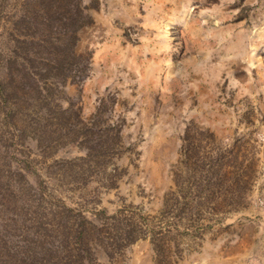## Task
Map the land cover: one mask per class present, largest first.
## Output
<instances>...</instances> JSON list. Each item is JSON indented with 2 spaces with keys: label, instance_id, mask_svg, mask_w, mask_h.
I'll use <instances>...</instances> for the list:
<instances>
[{
  "label": "rangeland",
  "instance_id": "1",
  "mask_svg": "<svg viewBox=\"0 0 264 264\" xmlns=\"http://www.w3.org/2000/svg\"><path fill=\"white\" fill-rule=\"evenodd\" d=\"M0 264H264V0H0Z\"/></svg>",
  "mask_w": 264,
  "mask_h": 264
},
{
  "label": "trees",
  "instance_id": "2",
  "mask_svg": "<svg viewBox=\"0 0 264 264\" xmlns=\"http://www.w3.org/2000/svg\"><path fill=\"white\" fill-rule=\"evenodd\" d=\"M60 5H62V4H60ZM63 7H65V9H63V10H61L59 12L64 15L65 21L60 26H61V28H63L67 32H70L71 31V32L75 33L83 23H80L79 25H76V23L74 21L71 22V19H68V18H69V15L70 16L72 15V10H77V12L80 13V14L82 13V11H80L79 8L73 9L70 6H67L66 4ZM50 27L52 29L56 30L55 29L56 26L54 24H51ZM44 60L45 61H49V59H46V58ZM63 62H64L63 59H59V63L53 65L54 67H56V71H57L56 74H58V70H60V68L62 67V63ZM45 64H48V63H45Z\"/></svg>",
  "mask_w": 264,
  "mask_h": 264
}]
</instances>
